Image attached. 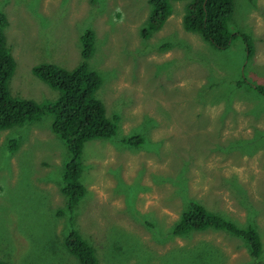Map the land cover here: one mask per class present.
Segmentation results:
<instances>
[{
    "label": "rangeland",
    "instance_id": "1",
    "mask_svg": "<svg viewBox=\"0 0 264 264\" xmlns=\"http://www.w3.org/2000/svg\"><path fill=\"white\" fill-rule=\"evenodd\" d=\"M184 3L172 2L162 27L142 37L147 0H0L15 63L10 95L55 99L57 90L30 68H73L79 36L90 29L87 66L101 77L94 93L117 123L109 139L83 143L84 188L70 210L60 191L67 151L50 130L51 116L0 130L5 264H80L63 244L68 218L97 264H264V94L248 85L264 87V0H233L227 26L249 36L246 58L241 36L216 49L186 31ZM135 134L138 147L124 141ZM190 200L237 227H254L259 256L221 230L173 234Z\"/></svg>",
    "mask_w": 264,
    "mask_h": 264
},
{
    "label": "trees",
    "instance_id": "2",
    "mask_svg": "<svg viewBox=\"0 0 264 264\" xmlns=\"http://www.w3.org/2000/svg\"><path fill=\"white\" fill-rule=\"evenodd\" d=\"M174 1L180 0H147L149 12L140 31L142 37H148L151 31L162 27L171 14ZM232 10L233 0H185L181 23L186 31L196 33L216 49L226 48L233 38L241 36L244 40V56L250 57L252 42L249 36L240 30L228 29L227 20ZM1 16L0 14V130L35 121L44 113L51 116L50 130L62 141L67 151L61 161L60 191L67 198V208L70 210L84 188L80 179L79 163L83 143L93 139H109L117 128L116 117L108 119L105 116L103 104L94 93L100 85L101 77L87 66V59L92 52L93 33L87 29L79 36L80 61L73 68H57L46 63H38L30 68L35 77L58 92L51 102L38 103L31 99L14 97L8 91L7 81L15 63L5 48ZM248 85L252 90L264 94L262 85L251 82H248ZM19 139L20 136H17L7 142L9 150L17 147ZM124 141L129 145H140L141 138L135 134L124 138ZM67 221L71 229L63 238L66 251L80 264H97L92 246L80 237L73 227L72 220L68 218ZM207 228L239 237L245 243L249 256L253 259L259 256L261 242L254 227H237L231 220L210 213L194 200H190L180 211L171 232L184 235L190 231H202ZM0 264L5 263L0 260Z\"/></svg>",
    "mask_w": 264,
    "mask_h": 264
},
{
    "label": "crops",
    "instance_id": "3",
    "mask_svg": "<svg viewBox=\"0 0 264 264\" xmlns=\"http://www.w3.org/2000/svg\"><path fill=\"white\" fill-rule=\"evenodd\" d=\"M96 148V147H95ZM96 149H98V148H96Z\"/></svg>",
    "mask_w": 264,
    "mask_h": 264
},
{
    "label": "clouds",
    "instance_id": "4",
    "mask_svg": "<svg viewBox=\"0 0 264 264\" xmlns=\"http://www.w3.org/2000/svg\"><path fill=\"white\" fill-rule=\"evenodd\" d=\"M107 139V138H106Z\"/></svg>",
    "mask_w": 264,
    "mask_h": 264
}]
</instances>
